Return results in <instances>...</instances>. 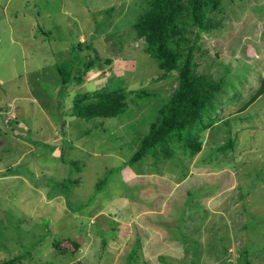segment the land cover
Segmentation results:
<instances>
[{"label":"rangeland","instance_id":"374dc122","mask_svg":"<svg viewBox=\"0 0 264 264\" xmlns=\"http://www.w3.org/2000/svg\"><path fill=\"white\" fill-rule=\"evenodd\" d=\"M142 4L0 0V261L236 264L245 250L248 264H264V0H225L202 34L199 69L225 89L200 150L188 156L173 142L171 158L130 163L176 85L134 36ZM78 41L102 59L64 93L56 65ZM117 83L124 113L71 114L75 94Z\"/></svg>","mask_w":264,"mask_h":264},{"label":"trees","instance_id":"16d2710c","mask_svg":"<svg viewBox=\"0 0 264 264\" xmlns=\"http://www.w3.org/2000/svg\"><path fill=\"white\" fill-rule=\"evenodd\" d=\"M224 1L142 0V13L132 25L134 36L142 41L143 51L156 61L158 69L163 72L160 78L175 75L176 85L166 98L156 94L160 96V103L155 109L148 133L141 139L130 163L149 152L155 158L159 152L165 159L171 158L173 142H177L181 151L188 156L200 150L198 133L215 121L216 118L211 115L216 112V101L224 92L225 80L223 76L209 72V67L200 70L204 58L197 54L202 34L212 25H218L216 18L223 12ZM84 50H90V53L81 54ZM70 53L68 59L56 65L59 76L57 85L64 93H67L68 87L84 82L86 73L102 59L87 41L71 45ZM102 61L104 65L111 63L110 58ZM137 96L135 100L142 97ZM126 97L127 91L119 83L80 92L72 98L71 114L84 120L116 117L127 110ZM232 142L229 139L228 144ZM60 242L55 241L54 246L61 248ZM139 247L137 237L129 260H134ZM245 255L246 251L242 250L236 264H248ZM23 257L24 254L19 253L1 260L0 264H18ZM225 263L231 264L228 257Z\"/></svg>","mask_w":264,"mask_h":264},{"label":"crops","instance_id":"0c3cea01","mask_svg":"<svg viewBox=\"0 0 264 264\" xmlns=\"http://www.w3.org/2000/svg\"><path fill=\"white\" fill-rule=\"evenodd\" d=\"M58 75V74H57ZM59 80V76L57 77V79H56V81H58ZM57 147L55 146L54 148H53V150L54 149H56ZM101 209V208H100ZM122 226H124L123 224L122 225H120V227H122ZM136 237H138V236H136ZM140 240V239H139ZM141 241V240H140Z\"/></svg>","mask_w":264,"mask_h":264}]
</instances>
